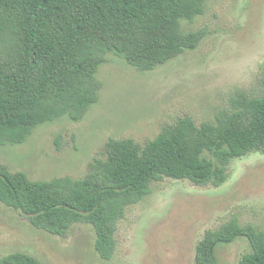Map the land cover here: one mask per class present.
I'll return each instance as SVG.
<instances>
[{"label":"trees","instance_id":"1","mask_svg":"<svg viewBox=\"0 0 264 264\" xmlns=\"http://www.w3.org/2000/svg\"><path fill=\"white\" fill-rule=\"evenodd\" d=\"M204 11L205 0H0V144L22 143L63 115L80 121L99 100L97 74L109 52L146 71L194 51L208 28L185 29L182 20ZM256 152L264 154V63L257 86L235 91L211 120L199 123L185 113L143 143L111 137L82 177L32 179L0 162V201L56 235L91 224L95 249L110 259L127 208L154 182L220 186L233 159ZM241 238L250 250L239 264H264V229L235 215L206 230L196 262L219 264V247ZM0 264L44 263L14 251Z\"/></svg>","mask_w":264,"mask_h":264},{"label":"rangeland","instance_id":"2","mask_svg":"<svg viewBox=\"0 0 264 264\" xmlns=\"http://www.w3.org/2000/svg\"><path fill=\"white\" fill-rule=\"evenodd\" d=\"M182 25L208 28L194 51L146 71L109 52L97 74L99 100L86 115L80 121L63 115L39 125L22 143L0 144V162L32 179L82 177L109 138L143 143L185 113L199 123L211 120L235 91L257 86L264 63V0H205L204 13ZM234 215L264 229L262 153L233 159L220 186L169 177L154 182L149 195L127 208L110 259L95 249L91 224L76 223L67 235H56L0 201V256L24 251L44 264H198L196 247L206 230ZM249 250L244 238L219 247V264H239Z\"/></svg>","mask_w":264,"mask_h":264}]
</instances>
